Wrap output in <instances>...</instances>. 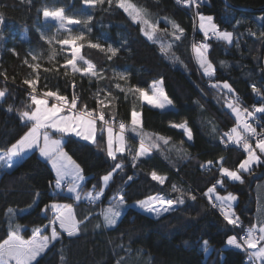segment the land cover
<instances>
[{
	"label": "trees",
	"instance_id": "16d2710c",
	"mask_svg": "<svg viewBox=\"0 0 264 264\" xmlns=\"http://www.w3.org/2000/svg\"><path fill=\"white\" fill-rule=\"evenodd\" d=\"M130 2L146 9L148 18L153 22L158 20L159 29L166 28L167 33L158 31L154 43L143 34L142 25L116 6L115 0L111 6L105 0L92 11L89 23L93 31L82 41L80 51L84 59L95 65L100 76L97 79L83 72L73 73L63 55L54 50L38 29L45 3L79 9L86 6L82 0H0V14L4 17L0 25V89L7 88L10 93L0 101V149L10 147L27 130L23 127L27 122L20 119V113L35 106L29 97L32 89L24 80L36 79L37 75L36 95L53 91L68 95L71 100L75 92L88 108H102L105 119L123 122L127 127L126 149L116 154V161L107 155L105 131L101 138V121H98L97 143L74 134L64 137L66 151L86 175L84 186L96 192L103 189V195L93 204L76 201L74 195L55 190L54 170L36 149L24 154L13 168H2L0 243L9 233L10 216L14 224L22 226L19 235L24 239L33 235V229L45 230L53 218L52 210L45 208L57 199L73 204L78 220L87 216V227L77 237H68L60 229V238L51 242L38 258L39 264H117L121 259L124 264H257L249 260L248 251L228 245L227 240L232 234L264 223V164L254 165L250 173L242 172V184L221 176V163L237 168L247 153L236 145H222L221 137L236 126V121L224 93L212 85L227 82L247 106L264 104V38L260 37L264 32L261 19L264 0H197L194 4L178 0ZM196 11L211 14L220 30L233 32L231 45L215 37L208 40L207 57L215 67L211 78L204 74L193 52L195 39H203L201 31L194 28ZM165 18L184 29L180 40L172 35L174 30ZM249 30L256 35H251ZM102 35L119 49L112 59H108L111 53L89 46L88 40L106 42L100 39ZM169 44L173 46L167 54L161 52V46L167 48ZM32 62L40 67H29ZM119 69H126L127 81L119 78ZM158 79L163 81L166 96L173 103L171 108H157L138 93L126 94L116 87L118 83L122 88L146 89ZM253 84L260 95L253 92ZM97 94L105 99L106 106L97 103ZM133 110L141 116V126H136V132L130 130ZM260 115L264 118V113ZM184 120L192 130V140H188L184 129L172 127ZM159 137L168 138V143ZM140 140L152 152L141 156L134 165L132 155L138 152ZM220 157L225 158L223 162ZM209 160L213 163L206 166ZM120 161L124 164L123 171L117 170L105 187L103 176ZM153 171L166 177L164 184L152 179ZM129 176L133 178L130 181ZM219 179L223 184H217L218 192L237 196L233 208L239 217L238 225L229 224L221 208L211 205L204 195ZM172 185L181 191H173ZM189 192L196 200L190 199ZM182 193L185 202L174 205V210L157 216L127 206L116 225H104V209L121 194L128 202L155 194L175 200ZM9 208L14 213L9 214ZM204 241L208 242L207 251Z\"/></svg>",
	"mask_w": 264,
	"mask_h": 264
},
{
	"label": "snow or ice",
	"instance_id": "6c2138e0",
	"mask_svg": "<svg viewBox=\"0 0 264 264\" xmlns=\"http://www.w3.org/2000/svg\"><path fill=\"white\" fill-rule=\"evenodd\" d=\"M83 4L88 5L89 7H95L97 5H103L105 0H82ZM178 2H182L185 4H194L196 0H178ZM109 6L113 4V0H107ZM116 6L123 9L133 20V22L142 25L141 31L143 34L154 43L157 42L156 33L158 31H163L167 33V29L160 30L159 29V21L153 22L148 18L147 10L138 7L136 4L130 2V0H115ZM199 5L197 4V7ZM199 15V27L203 31L204 36L207 38L209 33L212 34L217 40H222L227 42L228 44L233 43V32L230 31H221L213 22L212 16H204ZM43 16L45 18L52 17L53 19L59 22L60 28H64L66 22L79 24L80 20H72L69 17H66L64 14V8H58L52 11H49L47 8L43 11ZM168 20V18H165ZM264 20V17H261ZM92 20L91 16H88L83 23L87 25ZM4 22L3 14H0V25ZM171 24L174 32L172 33L175 36L176 40H180L181 36L184 33V29L176 23L174 20H168ZM70 31V30H69ZM90 32L91 29L89 28ZM179 33V34H177ZM251 35H256V33L251 32ZM43 35V34H42ZM261 38H264V32L260 34ZM53 38L48 39V43L51 44ZM84 40V34L81 32L79 35L66 38L58 43L62 45H72V58L67 60V65H71V70L73 73L83 71L85 75H89L91 77L100 78L99 73L95 69V65H93L90 61H85L87 67L84 69L78 68L76 61L77 59H83L80 56V51L83 45L79 47L76 46V41ZM238 44V40H237ZM89 46L91 48L100 49L101 51H106L107 53H111L108 56V59H112L113 56H116L119 52L118 48H113L111 45L105 49L100 43H91L89 42ZM172 44H169L167 48L163 45L161 46V52L167 54V52L172 48ZM209 48L208 44H202L197 47L193 44V52L195 53L196 59L200 65V68L203 69L205 75L209 78L213 77L215 74V67L212 62L207 57V49ZM203 49V51H202ZM33 60H36V57H32ZM178 60L179 58L176 57ZM24 63H28L27 60ZM223 63V62H221ZM66 65V66H67ZM29 67L39 68V64L29 65ZM5 80L7 79L6 74ZM119 78L127 81L128 75L126 73H119ZM14 79V78H13ZM39 79L38 75L36 79L24 80V84L29 85L32 91L29 93V97L31 99L32 105L34 108H29L27 111H23L20 113V119L22 121H26L27 123L23 124V127L27 130L24 132L22 136L15 143H12L10 147H4L0 149V168L11 169L13 168L16 161L14 158H21L23 154H26L29 150L36 149L39 151L40 156L43 157L46 161L50 162L52 168L55 169L56 172V180H55V188L59 189L62 187V181L65 177L69 175H75L76 182H72L67 186V190L69 193L74 194V199L79 201L81 199V192L78 190L80 188L79 181H82L84 177L81 175L82 169L80 166L72 159L67 151H65L66 141L63 138L66 134L74 133L76 136L81 137L85 141H92L93 143H97L96 140V122L97 120L102 121L103 124L100 128L101 138H103V133L106 130L107 132V155L112 158L113 161L117 160V152L123 153L125 151V138H124V130L126 128L125 123H119V134L114 137L113 128L110 124L109 120H105L104 111L101 109H91L89 110L88 105L81 101L75 92L72 94L71 101L69 102L66 96L59 95L57 92L46 91L43 93L45 98H38L36 93V83ZM156 84H163V81L154 82L153 88L156 87ZM116 87L120 89V91L127 93H132L133 95L139 94L144 100H147L149 104L157 108H164L166 105H171L172 101L167 98L166 94L163 90H160V99L159 97L153 98L150 97L147 91L143 88L129 86L126 88H122L120 84H116ZM214 88H223L227 89L228 92H233L232 86L227 82H224L222 85L220 83L213 84ZM253 92L260 95V90L256 87L255 84L252 85ZM10 95L8 93L7 88L0 89V101H4L5 97ZM110 96L111 93L109 92ZM48 98H54L55 103L52 104L51 107L48 106ZM127 98V95L125 96ZM113 99H116L115 97ZM80 104L78 108L77 105ZM97 103L101 106L105 105V99L99 98L97 94ZM197 103H199L197 101ZM239 97L234 99H229L227 101V107L231 109L236 115V126L231 128L229 132L224 133L221 137V142H225V138L227 142H231L233 144L239 145L244 152L247 153L246 158H244L240 163L236 170H230L227 167L223 166V163L220 165V174L222 177H228L232 181H238L241 184L244 183V178L241 172H251L252 166L264 164V131L257 132L256 128L252 126V124L248 123V119L255 117L256 113H264V104L259 107L253 106L252 110L249 111L248 108L240 107ZM11 106H9L8 111H11ZM65 113V114H62ZM242 113L246 115H242ZM132 119H131V131H137V125L139 124L138 114L135 110L132 111ZM114 119V117H113ZM174 128L184 129L185 134L188 140H192L193 134L191 128L188 126L187 120L179 124H173ZM264 128V125L261 126ZM242 128V131L240 130ZM215 127H213V131H215ZM57 134H60L58 138ZM247 134V135H246ZM249 137H256L255 146L250 142ZM165 144L168 143V138L159 137ZM114 143L116 147L114 148ZM154 147H159V145H153ZM257 150L259 154H257ZM131 154V153H130ZM149 154V149H146L143 141H141L139 151L132 155L133 164L139 160L141 156H147ZM224 157H220V160L223 162ZM213 161L209 160L207 162L208 165H211ZM205 165H202L204 167ZM124 164L122 161L116 162L111 171H109L106 175L103 176L104 186L107 187L109 181L113 180V174L120 170L123 171ZM151 177L153 180L158 181L161 185L164 184L166 177L159 176L155 171L151 173ZM131 176L128 177V180H132ZM217 184H223V180L219 179L216 181L212 187L208 188V191L204 193V195L209 196L210 193H214L216 191ZM173 191L180 192L181 189L177 188L176 185H172ZM100 195H103V191L97 193L96 196H93L91 192L85 194V198L90 201H94L99 198ZM188 195L190 199L196 200L195 195H191L189 192ZM184 193L181 194L177 199H166L163 196L155 195L149 196L147 199L139 200L136 203L138 206L146 210L148 212H155L157 216L161 215L164 212H169L174 210V205L184 204ZM211 200L212 197L209 196ZM217 200L221 201L222 205V213L224 218L228 221L229 224L238 225L239 217L233 219L232 217L235 215L234 212H229L224 210L223 204L224 202L236 201L237 196L232 193H229L227 197L217 196ZM113 205H111L104 213L103 220L105 227L114 226L117 224L118 219L121 216V210L125 205L124 195H119L118 199H115ZM159 204V207L156 205ZM51 209L54 213V219L49 221V225H45V227L51 226V235L41 236V232L43 229L36 228L33 229V236L29 240H25L21 235H19L20 228L22 227L19 224H14L12 222V217H9V233L7 235V239H4L2 243H0V264H39L38 258L42 257V255L46 252L49 247V244L52 241L58 240L60 238V233L56 230L55 225L59 224V227L63 229L68 237H77L82 231L86 230L85 221L88 219L87 216H84L82 219L77 220L76 213L73 210L72 205H61L58 203H51L46 206L45 211ZM9 214L14 213V209L9 208ZM96 227H100L99 224ZM257 231L260 233L257 236ZM261 242H264V226H260L257 228L256 226L249 227L246 231V235L243 238L242 242L237 240L236 236H231L227 240L228 245H232L238 249H244L247 251L248 249H254L250 255L249 260H260L261 264H264V245ZM205 251L208 250V242H203ZM63 259V256H62ZM117 264H124L123 259L118 260Z\"/></svg>",
	"mask_w": 264,
	"mask_h": 264
},
{
	"label": "rangeland",
	"instance_id": "374dc122",
	"mask_svg": "<svg viewBox=\"0 0 264 264\" xmlns=\"http://www.w3.org/2000/svg\"><path fill=\"white\" fill-rule=\"evenodd\" d=\"M98 6V5H97ZM97 6H95V7H89L88 5H86L85 7H82V8H79V9H74V8H65V7H62V6H59V5H57V4H53V3H45L43 6H42V9H43V11L45 10V8H47L49 11H52V10H55V9H58V8H64V14H65V16L66 17H69L70 19H72V20H80L81 21V23H79V24H73V23H67L66 22V24H65V27L64 28H60V25H59V22L57 21V20H55V19H53L52 17H48V18H45L44 16L42 17V19L40 20V22H39V24H38V29H39V31L41 32V34H43L42 36L44 37V38H46L47 40L48 39H50V38H53L54 37V39L52 40V43L51 44H53V47H54V50L56 51V52H58V53H61L62 55H63V57L65 58V61H66V63H67V60L68 59H71L72 58V45H62V44H60V43H58L57 41H60V40H63V39H66V38H70V37H73V36H76V35H79L81 32L84 34V39L85 38H87V37H90V35H91V33H92V31H93V28H91V25H90V23H88L87 25H85L84 23H83V21L88 17V16H91V14H92V11L97 7ZM200 15H204V16H212L211 14H209V13H200ZM197 20H198V23H200L199 22V16H198V18H197ZM213 22H214V20H213ZM91 29V31L89 32L88 31V29ZM70 30V31H69ZM221 31H226V30H221ZM202 32V35H204L203 34V31H201ZM212 34L211 33H209V36H211ZM205 37V36H204ZM100 39H106L105 41L106 42H104V40H103V42L101 41V40H88V42H91V43H100L104 48H106L107 49V47L109 46V45H111L113 48H116V46L112 43V42H110L109 40H108V38H107V36H104V35H102V36H100ZM208 40H209V38L208 39H205L204 40V42L202 43V44H208ZM82 41L83 40H78V41H76V46L77 47H79L81 44H82ZM209 49V48H208ZM208 49H207V53H208ZM202 51H203V49H202ZM206 53V54H207ZM81 56V55H80ZM36 57V56H35ZM85 61H87L86 59H77V61H76V64H77V67L78 68H81V69H84V68H86L87 67V64L85 63ZM32 64L33 65H35L36 64V62H32ZM71 66V65H70ZM81 72H83V71H81ZM127 71H126V69H119L118 71H117V73L119 74V73H126ZM84 73V72H83ZM157 81H161V79H158V80H156V81H154V82H157ZM154 82H152L151 84H150V88H146L145 90L147 91V93H148V95L150 96V97H153V98H157V97H159L160 99H162V97H160V90L162 89L163 90V92L165 93V90H164V86H163V84H156V87L155 88H153V84H154ZM151 89V90H150ZM166 94V93H165ZM37 97L38 98H45L43 95H37ZM168 98V97H167ZM49 99V98H48ZM169 99V98H168ZM56 101H55V99L54 100H48V106L49 107H51L52 106V104H54ZM152 105V104H151ZM171 105H173V103L171 104ZM167 106V105H166ZM165 106V107H166ZM164 107V108H165ZM62 114H65V113H62ZM137 114H138V119H140V113H138L137 112ZM98 123V120H97V122H96V124ZM110 123H112V120L110 121ZM115 125H118L115 121H113V124H111V126H112V128H113V133H114V137L116 136V135H118L119 134V132H120V130H119V126H118V128L115 126ZM125 129H127V127L125 128ZM71 134H74V133H71ZM105 134H106V142H107V132H106V130H105ZM75 135V134H74ZM123 135H124V138H125V141L127 140V134H126V131L124 130V133H123ZM60 136V134H57V137H54V138H58ZM64 137H65V135H64ZM63 137V138H64ZM81 138V137H80ZM90 141V140H89ZM255 146V145H254ZM116 147V144L114 143V148ZM33 150V149H32ZM30 151V150H29ZM28 151V152H29ZM38 151V150H37ZM65 151H66V149H65ZM38 153H39V151H38ZM117 154V153H116ZM257 154H258V152H257ZM24 155V154H23ZM23 155H22V157H23ZM39 155H40V153H39ZM71 157H72V155L71 154H69ZM22 157L21 158H14V160L16 161V163L14 164V166L17 164V162H19L21 159H22ZM246 158V157H245ZM72 159L73 160H75V158H73L72 157ZM75 162L80 166V164L78 163V161L77 160H75ZM50 163V162H49ZM51 164V163H50ZM13 166V167H14ZM254 166V165H253ZM252 166V167H253ZM224 167H227V168H229L230 170H236L237 168H231V167H229V166H227V165H224ZM80 169H82L81 168V166H80ZM1 170H2V168H0V172H1ZM54 171H55V169H54ZM55 174V178H54V188H55V180H56V172L54 173ZM241 174H242V172H241ZM81 175L84 177V179L82 180V181H79V184H80V188L78 189L80 192H81V199L80 200H82V199H85V194L86 193H88V192H91L92 193V195L93 196H95L96 195V193H98V192H100L101 190L103 191V189H101L100 191H95L94 190V188H87L86 186H84V181H85V179H86V175L84 174V172H83V170H82V173H81ZM106 175V174H105ZM66 178H68V179H70V181H69V184L70 183H72V182H76V178H75V175H69V177H66ZM68 179H64L63 181H65V180H68ZM63 181H62V187L61 188H59V189H57V188H55V190H60V191H62V192H65V193H69L68 192V190H67V187H63ZM216 193V196H223L224 195V197H227V195L229 194V193H232V192H228V193H221V192H215ZM72 194V193H71ZM233 194V193H232ZM155 195H158V194H155ZM155 195H152V196H155ZM235 195V194H234ZM209 196H211L210 194H209ZM209 196H208V198H209ZM236 196V195H235ZM100 197H101V195H100ZM149 197V196H148ZM148 197H145V198H141V199H136V200H132V201H128V202H125V205H124V207H123V209L121 210V214H122V211L127 207V206H134V207H136V208H139V209H141L139 206H138V204L136 203L137 201H139V200H144V199H147ZM212 197V196H211ZM79 200V201H80ZM211 200H214V201H216V203L219 205V207H221L222 208V205H221V202H219V201H217L216 199H214L213 197H212V199ZM51 203H58V204H61V205H72V207H73V210H74V212H75V208H74V206H73V204H67V203H65V202H63V201H60V200H57V199H55V200H52L50 203H49V205L51 204ZM234 203H235V201H231L229 204H228V202H224V204H223V208H224V210H226V211H229L230 213L231 212H234V208L232 207L233 205H234ZM114 203H110L105 209H104V212L111 206V205H113ZM156 207H159V204H157L156 205ZM141 210H143V209H141ZM143 211H146V210H143ZM103 212V213H104ZM146 212H148V211H146ZM76 213V212H75ZM148 213H151V214H153V215H156V213L155 212H148ZM235 213V212H234ZM235 217H236V213H235V215L232 217L233 219H235ZM76 218H77V216H76ZM52 219H54V213H53V218ZM51 219V220H52ZM78 220V219H77ZM46 225H49V224H46ZM55 227H56V230L60 233V227H59V224H58V222H57V224L55 225ZM61 234V233H60ZM43 235H48L49 237H50V235H51V226H49V227H45V230H43L42 232H41V236H43ZM33 236V235H32ZM32 236L31 237H29L28 239H25V240H29V239H31L32 238ZM231 236H236V234H232ZM230 236V237H231ZM229 237V238H230ZM237 237V236H236ZM7 239V238H6ZM237 240H238V238H237ZM239 241V240H238ZM53 242V241H52ZM51 244V243H50ZM49 244V245H50ZM253 251H255V250H253ZM260 261V260H259ZM261 262V261H260ZM13 264H14V262H13Z\"/></svg>",
	"mask_w": 264,
	"mask_h": 264
},
{
	"label": "built area",
	"instance_id": "2783aa9c",
	"mask_svg": "<svg viewBox=\"0 0 264 264\" xmlns=\"http://www.w3.org/2000/svg\"><path fill=\"white\" fill-rule=\"evenodd\" d=\"M197 1V0H196ZM198 14H200L199 12H197L196 11V15H195V17H194V28H195V30H197V31H202L201 29H200V27H199V23H198V20H197V18H198ZM202 33V32H201ZM210 37H214V36H208L207 38L206 37H204V35H203V39L202 40H200V39H198V38H196L195 39V41H196V43H195V45L197 46V47H199V46H201L202 45V43L204 42V40L205 39H208V38H210ZM220 90L222 91V93H224V95H225V99H226V102L229 100V99H234V98H236V97H239V100H240V107L241 108H248V110L249 111H251L252 110V108H253V106L251 107V106H247V104L243 101V99H242V97L239 95V94H237V93H234V92H228V90L227 89H223L222 87L220 88ZM62 96H66L67 98H68V100H69V102L71 101L70 100V97L68 96V95H62ZM54 100V99H53ZM89 110H91L90 108H89ZM242 115H246V114H244V113H242ZM234 119H235V121H236V115H235V113H234ZM105 120H109V121H111L110 119H105ZM99 121V120H98ZM102 122V121H101ZM103 123V122H102ZM248 123H250V124H252V126L253 127H255L256 128V130H257V132L259 133V132H261V131H264V128H262L261 126L262 125H264V118L260 115V113H256V115H255V117H252V118H249L248 119ZM110 124H113V121H112V123H110ZM118 125H115L117 128H118V126H119V123H117ZM247 135V134H246ZM249 139H250V142H255V140H256V137H249ZM222 143V145L224 146V147H229V146H231V145H236V144H233V143H231V142H227V140H226V138H225V142H221ZM238 148H241L239 145H236ZM242 149V148H241ZM208 162V161H207ZM207 162L205 163V165L206 166H209L208 164H207ZM67 185H68V180H66V181H64L63 182V186L64 187H67ZM99 199H100V196H99V198L98 199H96V200H94V201H90L89 199H85L84 201L86 202V203H91V204H93V203H96L97 201H99ZM210 203H211V205H213L214 207H219V205L216 203V201H214V200H210ZM221 208V207H220ZM246 231H247V229H245V230H243V231H241V232H237L236 233V236H237V238H238V240L239 241H241L242 242V240H243V238L245 237V235H246ZM253 249H248L247 251H248V253H249V255L253 252L252 251ZM251 261H253V260H251ZM254 262L255 263H257V264H261V262L259 261V260H254Z\"/></svg>",
	"mask_w": 264,
	"mask_h": 264
},
{
	"label": "crops",
	"instance_id": "0c3cea01",
	"mask_svg": "<svg viewBox=\"0 0 264 264\" xmlns=\"http://www.w3.org/2000/svg\"><path fill=\"white\" fill-rule=\"evenodd\" d=\"M149 88H150V86H149ZM151 90V89H150ZM144 100V99H143ZM144 101H146L147 103H148V101L147 100H144ZM171 107H173V105H167L165 108H171ZM139 120V124L137 125V127L138 126H141V116H140V119H138ZM96 128L98 129V123L96 124ZM144 143V142H143ZM253 143V142H252ZM140 144H141V140L139 141V145H138V151H139V148H140ZM126 145H127V140L125 141V149H126ZM255 145V143H253V146ZM144 146H145V148L146 149H149V154L152 152V149H151V147H149L148 145H146L145 143H144ZM257 152H258V150H257ZM117 153H119V152H117ZM148 154V155H149ZM258 154H259V152H258ZM255 165V164H254ZM52 166V165H51ZM54 170V169H53ZM54 173H55V171H54ZM67 177H69V176H67ZM65 179H68V178H66L65 177ZM69 181H70V179H68ZM208 191V190H207ZM216 191H217V189H216ZM215 191V192H216ZM210 193V195L214 198V199H216V193ZM218 192V191H217ZM221 193H223V192H221ZM68 194H71V193H68ZM71 195H74V194H71ZM221 197H224V195L223 196H221ZM217 200V199H216ZM217 201H219V200H217ZM219 202H221V201H219ZM227 202V201H226ZM230 202H228V204H229ZM233 207V206H232ZM236 217H237V215H236ZM235 217V218H236ZM260 226H264V223L263 224H261V225H259V226H256L257 228H259ZM257 236H259L260 235V233L257 231ZM262 243V245H264V242H261ZM254 250V249H253ZM252 250V251H253Z\"/></svg>",
	"mask_w": 264,
	"mask_h": 264
},
{
	"label": "bare ground",
	"instance_id": "6f19581e",
	"mask_svg": "<svg viewBox=\"0 0 264 264\" xmlns=\"http://www.w3.org/2000/svg\"><path fill=\"white\" fill-rule=\"evenodd\" d=\"M195 17V16H194ZM195 43H196V41H195Z\"/></svg>",
	"mask_w": 264,
	"mask_h": 264
}]
</instances>
